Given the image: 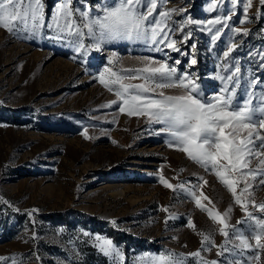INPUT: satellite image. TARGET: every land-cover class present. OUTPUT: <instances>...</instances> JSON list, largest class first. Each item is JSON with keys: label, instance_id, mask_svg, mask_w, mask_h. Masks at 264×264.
<instances>
[{"label": "rangeland", "instance_id": "374dc122", "mask_svg": "<svg viewBox=\"0 0 264 264\" xmlns=\"http://www.w3.org/2000/svg\"><path fill=\"white\" fill-rule=\"evenodd\" d=\"M44 2L47 19L59 0ZM106 2L73 0V5L86 8ZM212 3L158 0L157 14L185 10L174 12L168 21L179 51L161 46L163 51L157 52L151 41H119L102 50L77 52L76 37L64 34L58 39L54 30L45 28L25 38L27 33L13 34L0 27V256L8 258L0 264H13V259L16 264H98L88 249L94 246L99 251L96 236L111 239L123 254V260H117L99 251L106 258L104 264H139V257L164 251L184 254L186 264H199V258L188 254L201 248L200 233H211L215 245L225 237L191 196L161 184V175L173 185H197V195L203 191L209 198L203 201L207 207L221 213L231 208L228 224L246 227L236 225L244 211L214 173L169 147L167 134H155L160 125L121 113L119 101L108 106L118 100L116 86L109 91L99 82L105 67L134 69L150 58L176 67L177 76L188 73L208 98L224 88L219 77L227 80L239 68L234 78L239 85L229 83V89L236 88L241 104L250 92L259 96L264 91V15L259 0H252L245 23L241 20L247 0H217L210 10ZM226 17H231L227 27L211 25L208 31L209 20ZM188 20L193 23L186 24ZM217 30L220 36L213 41ZM188 33L190 39L182 43ZM93 42L85 36L86 45ZM114 53L116 60L110 65ZM252 80L260 83L252 85ZM164 91L183 93L180 88ZM256 166L253 160L252 167ZM198 177L208 182L202 189ZM261 179L264 176L253 182L256 203L264 202ZM170 214L176 218L165 223ZM189 218L195 230L187 226ZM245 235L251 238L250 233ZM217 251L213 246L201 256L221 264L233 259L228 253L218 257ZM259 264H264V252Z\"/></svg>", "mask_w": 264, "mask_h": 264}, {"label": "snow or ice", "instance_id": "6c2138e0", "mask_svg": "<svg viewBox=\"0 0 264 264\" xmlns=\"http://www.w3.org/2000/svg\"><path fill=\"white\" fill-rule=\"evenodd\" d=\"M216 2L213 0L210 10ZM259 5L264 15V0H259ZM158 6V0H108L103 5H88L85 8L74 6L73 0H59L46 19L44 0H0V27L13 34L27 33L25 38L39 35L45 28L54 30L58 39L64 34L76 37L77 52L102 50L104 45L119 41H151L152 48L157 52L163 51V47L179 51L177 41L171 38L172 29L168 21L174 12L185 10L168 9L157 14ZM251 6L252 0H247L243 9L245 19L241 23L247 21V12ZM230 19L209 20L208 31H212L211 25L223 23L227 27ZM184 26L180 25L181 31ZM220 31L217 30L212 36L213 41L219 38ZM85 36L94 42L86 45ZM190 36L191 33L185 35L182 43L188 42ZM234 47H229L224 56L228 57ZM115 60L114 53L109 64H114ZM195 63L193 59L191 64ZM239 72L240 69L236 68L227 80L219 77L225 86L220 93L210 98L201 94L196 80L188 73L177 76L176 67L150 58L145 60L143 67L122 70L105 67L99 75V82L109 91L113 90L112 86H116L115 95L118 100L111 101L108 106L116 105L119 101L121 113L130 117H147L149 124L160 125L159 132L155 134H167L169 147L183 151L206 171L214 173L232 194L234 203L244 211V218L237 220L236 225L246 227L241 229L230 225L227 220L231 208L224 213L214 211L203 203L209 199L203 191L197 195V185H186L184 182L173 185L163 175L160 176V183L166 188L180 190L191 196L196 207L207 212L209 218L220 226L219 232L225 237L222 244L215 245L211 233H200L201 248L188 254L199 258V264H221L216 259L208 260L201 256L202 251H210L213 246L218 249V257H225L226 253L233 257L227 260V264H259L261 253L264 252V218L257 214H264V202L256 203L253 196V182L258 176H264V91L259 96L255 92L248 93L249 98L241 104L236 88L228 87L233 82L239 85V79L234 80ZM135 80L142 82H131ZM250 83L257 85L260 82L252 80ZM169 88H180L183 93L167 94L164 89ZM83 134L88 138L87 129ZM253 160L257 161L255 168L252 167ZM197 179L201 182L198 185L201 189L208 183L203 177ZM260 184L264 185V179L260 180ZM249 203L253 211H249ZM162 211L168 212V209L163 208ZM175 218V214H170L165 223L167 219ZM187 226L195 230L191 218ZM245 233H250L251 238ZM95 240V246L104 255L123 260L121 249L111 239L96 236ZM247 251L255 253L254 256H246ZM7 259L0 256V261ZM138 261L139 264H186L187 257L182 253L164 251L160 254H146L139 257ZM13 264H16L14 259Z\"/></svg>", "mask_w": 264, "mask_h": 264}, {"label": "trees", "instance_id": "16d2710c", "mask_svg": "<svg viewBox=\"0 0 264 264\" xmlns=\"http://www.w3.org/2000/svg\"><path fill=\"white\" fill-rule=\"evenodd\" d=\"M89 256L92 257L95 263L104 264L105 256H103L94 246H89Z\"/></svg>", "mask_w": 264, "mask_h": 264}]
</instances>
